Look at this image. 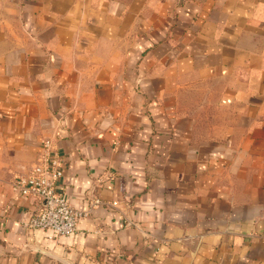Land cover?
<instances>
[{"label": "crops", "instance_id": "0c3cea01", "mask_svg": "<svg viewBox=\"0 0 264 264\" xmlns=\"http://www.w3.org/2000/svg\"><path fill=\"white\" fill-rule=\"evenodd\" d=\"M44 140L66 238L11 187ZM0 264H264V0H0Z\"/></svg>", "mask_w": 264, "mask_h": 264}, {"label": "built area", "instance_id": "2783aa9c", "mask_svg": "<svg viewBox=\"0 0 264 264\" xmlns=\"http://www.w3.org/2000/svg\"><path fill=\"white\" fill-rule=\"evenodd\" d=\"M41 147L40 157L24 175L12 180L11 187L34 207L26 223L30 230L66 238L76 232L79 220L88 212L70 205L64 193L56 189L62 162L53 152L51 140H44ZM97 204L100 201L93 200L92 205Z\"/></svg>", "mask_w": 264, "mask_h": 264}]
</instances>
